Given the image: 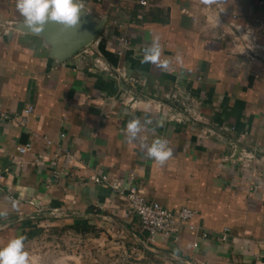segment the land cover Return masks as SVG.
I'll use <instances>...</instances> for the list:
<instances>
[{
    "label": "crops",
    "instance_id": "0c3cea01",
    "mask_svg": "<svg viewBox=\"0 0 264 264\" xmlns=\"http://www.w3.org/2000/svg\"><path fill=\"white\" fill-rule=\"evenodd\" d=\"M146 1L84 0L105 27L61 63L45 38L18 31L17 0H0V247L23 236L26 250L49 232L50 241L62 234L67 245L83 239L169 261L264 264V0H217L209 21L196 0ZM234 16L258 36L256 59L234 54ZM154 41L160 55L145 62ZM134 119L142 130L129 143ZM157 139L172 150L163 166L142 146ZM235 142L258 149L253 168L232 158ZM96 177L196 211V232L150 243L126 199ZM80 225L90 232L75 231ZM225 230L224 242L202 240Z\"/></svg>",
    "mask_w": 264,
    "mask_h": 264
},
{
    "label": "built area",
    "instance_id": "2783aa9c",
    "mask_svg": "<svg viewBox=\"0 0 264 264\" xmlns=\"http://www.w3.org/2000/svg\"><path fill=\"white\" fill-rule=\"evenodd\" d=\"M102 1V0H98ZM197 4L201 7L202 13L206 18L211 19L214 13H219L222 8V3L217 0H196ZM141 4L146 6L148 2L146 0H141ZM261 6L264 4L263 1L259 3ZM219 11V12H218ZM194 16V20H195ZM237 19L236 16L233 17V21L230 26L235 29V36L233 39V46L235 47L234 54L237 55H247L256 59L259 57L258 47H260L258 42V36L254 34L253 31L249 29L240 28L234 22ZM207 21V22H208ZM261 32L264 33V27L261 28ZM123 47L126 49L129 47V40L122 38ZM121 55V53H120ZM99 67L103 70H107L106 66L97 63ZM130 103L134 106V99H131ZM190 114L191 119H196L198 116L196 111L190 109L186 110ZM33 112V108H29L26 111V115ZM3 111L0 108V115H3ZM239 142L233 143V153L232 158L237 162H240L243 167L253 168L257 164V158L259 151L258 149H246L239 145ZM47 145L50 146L51 142L47 141ZM33 148V144L30 142L27 145L20 147L18 149L20 155H26ZM264 177V172L262 173ZM95 184H102L109 186L117 194L124 197L128 203L130 211L137 217L140 224V229L148 237L150 243L155 244L158 238H163L166 240H171L177 242L180 239V234L182 229L188 228L191 232H196L197 227L194 225L193 221L197 216V212L190 208H182L178 211H172L157 202H152L146 199V197L140 193V191L135 187H130L123 185L118 182H110L106 177H96L93 179ZM209 238L219 239L224 242L228 238V230H225L219 236L210 235L206 231L202 234V240H208ZM199 243L195 242L193 248L197 249Z\"/></svg>",
    "mask_w": 264,
    "mask_h": 264
},
{
    "label": "clouds",
    "instance_id": "9594fccd",
    "mask_svg": "<svg viewBox=\"0 0 264 264\" xmlns=\"http://www.w3.org/2000/svg\"><path fill=\"white\" fill-rule=\"evenodd\" d=\"M16 9L25 27L36 33L42 32L50 22L64 29H75L81 15L87 13L84 0H17ZM159 55V45L154 41L145 51V62H156ZM161 66L167 67V62ZM141 130L138 119L130 121L126 127L127 141L134 142ZM142 146L146 148L147 158L161 166L172 156V150L165 140L157 139L150 146ZM0 264H34L33 257L25 250L23 236L13 238L6 246L0 247Z\"/></svg>",
    "mask_w": 264,
    "mask_h": 264
},
{
    "label": "rangeland",
    "instance_id": "374dc122",
    "mask_svg": "<svg viewBox=\"0 0 264 264\" xmlns=\"http://www.w3.org/2000/svg\"><path fill=\"white\" fill-rule=\"evenodd\" d=\"M51 233L43 237L42 244L32 243L26 251L34 259V264H195L192 262L169 261L164 257L145 256L139 249L104 248L97 243L76 239L67 245V238L55 235L50 241ZM59 236L58 239L57 237ZM53 237V236H52ZM58 241L60 244H55ZM92 248V249H91ZM91 249V250H90ZM115 252L116 255H115ZM91 253V255H89ZM88 254V255H86Z\"/></svg>",
    "mask_w": 264,
    "mask_h": 264
},
{
    "label": "water",
    "instance_id": "95a60500",
    "mask_svg": "<svg viewBox=\"0 0 264 264\" xmlns=\"http://www.w3.org/2000/svg\"><path fill=\"white\" fill-rule=\"evenodd\" d=\"M105 24V19L96 18L87 12L81 15L79 25L75 29H64L51 22L39 33L29 30L24 23H20L16 28L22 33L45 38L50 44L51 58L64 63L91 47L98 40Z\"/></svg>",
    "mask_w": 264,
    "mask_h": 264
},
{
    "label": "trees",
    "instance_id": "16d2710c",
    "mask_svg": "<svg viewBox=\"0 0 264 264\" xmlns=\"http://www.w3.org/2000/svg\"><path fill=\"white\" fill-rule=\"evenodd\" d=\"M100 48H101V46H100ZM74 230L77 231V232H80V233H88V232H90L91 228L88 227V226H85V225H80V226L74 227ZM39 232L40 231H38V232H32V233L29 234V237L30 238L35 237V236L39 235ZM146 254H147L148 257H151L152 256L149 253H146Z\"/></svg>",
    "mask_w": 264,
    "mask_h": 264
}]
</instances>
